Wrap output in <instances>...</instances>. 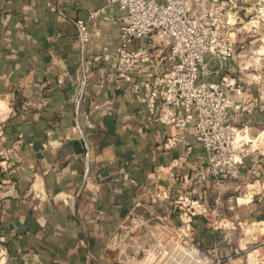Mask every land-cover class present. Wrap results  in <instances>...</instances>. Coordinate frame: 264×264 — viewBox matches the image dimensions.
<instances>
[{
    "label": "crops",
    "instance_id": "0c3cea01",
    "mask_svg": "<svg viewBox=\"0 0 264 264\" xmlns=\"http://www.w3.org/2000/svg\"><path fill=\"white\" fill-rule=\"evenodd\" d=\"M91 11L103 12L91 18ZM122 13L113 0H0L4 264H161L171 250L161 238L164 226L181 221L179 196L210 210L218 195L237 196L225 213L241 251L251 243L243 242V227L264 223V153L244 159L240 179L219 184L208 176L193 125L181 130L161 121L159 108L149 112L143 86L135 90L147 72L162 74L165 63L118 76ZM78 19L92 33L85 45ZM237 57L212 61L207 80L244 83L253 111L233 110L230 121L257 135L264 130V61L255 74ZM132 212L143 226L116 247L111 236L124 233L119 228ZM192 231L202 248L230 252L225 230L205 216L194 217Z\"/></svg>",
    "mask_w": 264,
    "mask_h": 264
},
{
    "label": "built area",
    "instance_id": "2783aa9c",
    "mask_svg": "<svg viewBox=\"0 0 264 264\" xmlns=\"http://www.w3.org/2000/svg\"><path fill=\"white\" fill-rule=\"evenodd\" d=\"M113 1L123 11L118 18L120 32L114 56L118 63V76H125L129 70H143L156 61L165 63L162 74L149 71L142 83L135 84L136 91L143 86L149 112L154 113L159 108L158 119L175 124L181 130L193 125L196 140L207 151L205 173L208 176L217 179L219 184L227 178L240 179L244 159L253 152L264 153V144H253L252 140L258 139L261 133L253 135L248 127H239L231 122L230 116L233 110L241 114L252 112L253 100L243 82L232 81L225 76L216 83L208 81L207 76L212 61L224 63L234 60L235 56L245 55L243 49L237 53V39L243 27L240 24L244 20L259 24L247 27L244 21L247 32L264 31V0ZM102 12L91 11L90 17L96 18ZM76 25L79 43L87 44L92 35L87 21L78 19ZM141 39L146 43L137 44ZM258 39L262 43L253 54L263 58L264 53L260 49L264 46V36ZM233 93L241 100L235 101ZM171 140L175 138L168 139V142ZM238 201L239 198L233 194L227 199L218 195L210 210L198 199L179 196L177 203L182 207L181 221L177 226H164L161 238L171 250L161 264L223 262L224 256L216 248H202L193 237L192 223L197 215L205 216L210 226L225 230L223 240L230 247L227 255L240 253L241 247L235 245L233 227L227 223L225 213V210H233ZM142 226L143 220L132 212L129 220L119 228L124 233L116 231L111 236L114 245L119 246L131 231ZM178 247L180 249L177 250ZM4 256L0 252V264L5 263Z\"/></svg>",
    "mask_w": 264,
    "mask_h": 264
},
{
    "label": "rangeland",
    "instance_id": "374dc122",
    "mask_svg": "<svg viewBox=\"0 0 264 264\" xmlns=\"http://www.w3.org/2000/svg\"><path fill=\"white\" fill-rule=\"evenodd\" d=\"M244 21H247V19ZM244 21L240 24V26L243 27L241 28L242 32L239 35V39H237V42L239 43L237 53L243 49L244 51L242 53L245 55L237 57V63L238 65L247 66L246 68H249L247 70L244 69V71L256 74L259 71L258 68L264 60L254 56L253 51L258 50L260 47L262 42L258 39V37L264 36V31L262 30L257 33H249L247 32V28L244 27L246 25L244 24ZM249 192L252 191L250 190ZM243 229L244 231L242 232L245 233V235L243 234L241 238H245L247 236L243 242H246L247 240L251 241L250 245H248L249 247L244 249V251H240V253L233 252L232 254L225 255L221 264H264V223H262L261 226L256 223L253 225L246 224ZM253 230H256L257 233L255 234ZM239 241L240 239L237 240V243H239ZM241 245V247L245 248L243 243ZM178 249L180 248L178 247L177 250Z\"/></svg>",
    "mask_w": 264,
    "mask_h": 264
},
{
    "label": "bare ground",
    "instance_id": "6f19581e",
    "mask_svg": "<svg viewBox=\"0 0 264 264\" xmlns=\"http://www.w3.org/2000/svg\"><path fill=\"white\" fill-rule=\"evenodd\" d=\"M247 27H253V26H258L259 24L257 23V21H246ZM261 53H264V46L263 48L260 49ZM253 144L256 145H260L259 142H262L264 144V130L261 132L260 136L258 139H253L252 140ZM252 191V190H251ZM248 194H252V192H247V196H245V198H242L240 201H245V200H249L250 198H248Z\"/></svg>",
    "mask_w": 264,
    "mask_h": 264
}]
</instances>
